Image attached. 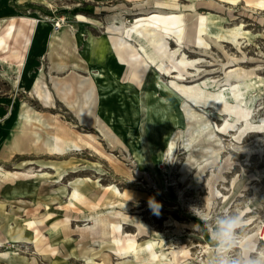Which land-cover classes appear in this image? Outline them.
Returning a JSON list of instances; mask_svg holds the SVG:
<instances>
[{
  "label": "rangeland",
  "instance_id": "obj_1",
  "mask_svg": "<svg viewBox=\"0 0 264 264\" xmlns=\"http://www.w3.org/2000/svg\"><path fill=\"white\" fill-rule=\"evenodd\" d=\"M209 1L176 0L159 7L156 0H0V20L10 16H34L37 23L43 21L48 25L36 24L34 36L24 52L21 77L14 72L18 65L16 57L0 50V264H11L10 255L25 258L23 264H96L103 259L106 264H144V255L134 259L133 255L122 258L114 253L117 244L113 239L119 235L116 230L111 228L108 235H103L100 227L90 229L94 215H108L117 221L111 216L116 210L128 215L129 218L119 219L123 235L133 236L138 245H143L149 238L154 239L156 249L166 253L167 257L171 256L172 248L186 245L190 257L183 258L178 264H208L214 246L198 216L214 219L225 210L239 211L246 221V232H256L258 244L264 245V130L256 133L254 129H248L239 140L236 129L228 132L217 129L224 126L225 111L221 112L214 105L194 104L201 111L221 112L220 117L211 115V120L224 146L216 159L207 164L203 162L201 166L193 165L181 179L187 149L178 143L172 157L164 154L158 158L148 146L146 140L155 148H164L166 142L162 136L155 139L150 134L147 125L150 108L142 106V90L136 87L133 91L127 87L126 69L117 63L113 52L103 43L110 34L106 31L108 23L119 25L123 22L127 28L138 16L160 10L197 11L204 15L211 12L223 17L227 27L243 23L254 36L251 41L245 36L238 37L239 45L224 38V50L213 46L209 52L192 43L183 45L182 51L200 68L198 71L188 64L190 73H185L183 82L197 85L204 80L223 79L230 69L244 70L258 75L257 79H264V9L255 1L215 0L223 4L222 8ZM61 25H70L76 32L79 51L84 52L94 73L102 68L118 73L124 93L118 97L114 94L110 99L113 112L109 125L122 136L125 145L110 142L97 120L93 124L82 121L53 86L52 77L71 81L73 71L89 75L85 67L72 63L73 56L66 57L68 65L65 68H52L48 55L50 34L54 27ZM91 39L94 40V51L89 53L87 44ZM22 40V36L13 40L12 46L20 49ZM170 46L171 49L178 47L172 38ZM180 56L178 52L177 58ZM231 58L234 59L228 62ZM153 67L161 79L171 85L174 73L156 64ZM40 69H44L45 79L54 95L53 105L44 104L31 94L32 77ZM195 71L198 74L190 76L196 74ZM74 87L78 91L77 86ZM258 87L255 93L264 90V82L259 81ZM221 88L215 87L213 91L218 92ZM156 95H164L161 88ZM28 104L52 118V132L63 143L72 144L69 149L50 152L43 148L27 149L23 144L22 151L2 156L6 136L13 129L18 111ZM104 113L99 103L95 114L102 116V120ZM263 116L264 93L255 100L251 119L260 122ZM167 126L178 130L184 123ZM91 134L95 135V146L85 138ZM152 161L157 162L161 181L152 172L149 165ZM75 179H85L86 183L81 187L84 196L80 201L73 199L75 204L70 205ZM216 189L227 194V199L219 196ZM150 198L160 204L158 214L149 208ZM138 217L144 221L143 226L137 222ZM38 219L43 220L29 224ZM53 223L57 228H53ZM41 234L45 238L37 248L35 238ZM17 235L23 237L18 239ZM88 245L92 247L91 262L80 256L81 249ZM207 246L211 253L205 251Z\"/></svg>",
  "mask_w": 264,
  "mask_h": 264
},
{
  "label": "bare ground",
  "instance_id": "obj_2",
  "mask_svg": "<svg viewBox=\"0 0 264 264\" xmlns=\"http://www.w3.org/2000/svg\"><path fill=\"white\" fill-rule=\"evenodd\" d=\"M172 1L176 0H156V3L160 7V5L169 4ZM229 1L236 2L237 0ZM247 1H255L264 9V0ZM209 3L218 8L223 7V4L215 0H210ZM81 16L83 17V15ZM14 17L10 16L9 18ZM30 19L35 26L36 24H45L40 20V23H37L38 19L34 16H30ZM106 29L110 34L103 39L104 46L113 52L117 63L126 69L127 87L133 91H136V87L141 89V96L137 94L140 96L142 106L150 108L147 120L150 134L155 139L162 136L166 142L164 148H155L151 142L149 143L146 140L148 146L155 151L158 158H161L164 154L172 157L178 143H181L187 149L188 156L182 169L181 179L185 178L193 165L201 166L203 162L207 164L212 161L211 159H216L224 146L220 136L217 134V127H214L215 125L211 120V115L220 117L221 112L225 111L227 117L225 118L224 126L217 129L225 132L236 129L235 134L240 135L237 137L239 140L241 135L248 129L252 128L256 133L264 130V116L260 119V122H253L251 119L253 104L257 97L264 93V90L255 93L256 90H259V81L264 82L263 78H256L258 75L240 69H230L226 72L223 79L204 80L197 85H189L183 82L185 73H190L188 64L195 66L198 71L200 69L199 65L195 61H190L182 51L183 45L189 46V43H192L200 47L204 52H209L213 46L224 50L222 43L224 38L231 39L237 45L240 43L238 41L240 36H245L251 41L254 34L250 30L245 29L243 23L227 27L223 22V17L215 13L209 12L204 15L197 11L174 12L160 10L151 15L138 16L130 27L126 28L123 22L119 25L108 23ZM6 32L11 36L14 30L9 31L6 29L4 33ZM171 38L177 42V48L171 49ZM93 41L91 39L87 44L89 53L94 51ZM4 42L5 47H12L13 42ZM78 44V36L70 25H61L60 28H53L50 34L48 51L49 58L52 61V68H65L68 65L66 57L73 56L72 63L75 66L85 67L89 73V75H84L73 71L75 74L71 77V81H67L65 78L55 79L52 77L53 86L66 104L75 109L82 121L93 124L97 120L110 142L125 145L122 136L116 133L109 125L113 112L110 99L114 94L118 97L124 93L123 83L118 73L110 68H102L99 72L94 73L88 63V59L84 56V52L79 51ZM178 52L181 53L179 59L177 58ZM233 59H228V62ZM154 64L161 69L164 68L169 73H174L175 79L171 81V85L161 79V75L153 67ZM113 66H117V64ZM208 73L210 72H206V74ZM197 74L196 72V74H190V76ZM223 80L224 82H222ZM74 81L75 83H73ZM74 85L77 86L78 91L75 90ZM215 87L222 88L218 92H214L213 89ZM159 88L162 89L163 96L156 95ZM181 93L185 95V98H181ZM31 94L39 98L44 104H54V95L45 79L44 69H40L32 77ZM72 95L73 99H70ZM145 98L150 100L146 101ZM99 103L100 109L102 107L105 111L102 120V116L95 114V108ZM194 104H202L205 107L214 105L221 112L214 111L209 113L201 111ZM180 122L184 123V127L178 130H171L167 126V124L176 125ZM15 124L21 127L22 134L28 131L27 126L29 125V147L31 148H43L50 152H64L72 146V144L63 143L61 138L52 132V118L44 115V113L31 105H29V111L28 109H23L19 113L18 121ZM85 138L88 143L95 146L93 143L95 141L94 134L87 135ZM73 144L78 145L76 143ZM149 165L156 179L161 181L157 162L152 161ZM57 168L59 169V166ZM85 183V179L73 180L71 198L69 200L70 205L75 204L73 199L82 200L84 192L81 187ZM99 185L102 186L101 183ZM216 193L223 197L224 200L227 199V194L221 192L220 189H216ZM111 216L118 220L113 221L108 215H94V223L90 225V229L97 230L100 227L103 235H108L111 228L116 230L119 235L113 239L117 244L114 253L120 257L125 258L133 255L134 259H136L139 255H144V264H178L179 261L184 260L183 258L188 259L190 257V249L184 244L172 248L169 251L171 253L170 257L156 249L157 245L154 239L149 238L143 245H138V240L133 236L123 235L124 232L119 219L129 218L128 215L121 210H116ZM42 220L29 221V224L41 223ZM136 220L140 226L145 224L139 217ZM52 226L57 228L56 223H53ZM248 234L255 238L256 232ZM21 237L23 235H17L18 239ZM43 238H45L44 234L35 238L37 248H39L40 241ZM54 251L58 252L57 249H54ZM205 251L211 253L210 247L207 246ZM59 252L61 251L59 250ZM68 254L70 255V252ZM80 256L83 260H88V262L93 261L92 247L88 245L82 248ZM22 259L23 262H21ZM22 259L15 255H10L9 261L11 264H23L25 258ZM96 264H106V260L103 259Z\"/></svg>",
  "mask_w": 264,
  "mask_h": 264
},
{
  "label": "clouds",
  "instance_id": "obj_3",
  "mask_svg": "<svg viewBox=\"0 0 264 264\" xmlns=\"http://www.w3.org/2000/svg\"><path fill=\"white\" fill-rule=\"evenodd\" d=\"M148 204L158 214L160 204L151 198ZM198 217L214 246L208 264H264V245L246 232V221L239 211L225 210L214 219L206 215Z\"/></svg>",
  "mask_w": 264,
  "mask_h": 264
},
{
  "label": "crops",
  "instance_id": "obj_4",
  "mask_svg": "<svg viewBox=\"0 0 264 264\" xmlns=\"http://www.w3.org/2000/svg\"><path fill=\"white\" fill-rule=\"evenodd\" d=\"M35 24L34 22L27 17L18 16L17 18H3L0 20V50L4 52V54H12L16 57L18 65L14 68V72L18 74L21 77V64L24 61V52L27 49V46L29 45V38L34 36L35 33ZM8 29L14 30L13 35H9L7 32L4 33V31ZM22 36V44L20 49H15L13 46L11 47H5L4 41H11L18 40V38ZM5 39V40H4ZM0 58L1 55H0ZM23 109H28L29 111V104L26 107L20 108L18 111L19 113ZM18 116L16 117V120L13 123V129L10 130L7 134V139L5 141V150L4 153H2V156H8L11 153H18L22 151L23 148L22 145L26 144L27 149H29V125L27 126L28 131L25 134L21 133V127L19 125L16 126L15 122L18 121Z\"/></svg>",
  "mask_w": 264,
  "mask_h": 264
}]
</instances>
